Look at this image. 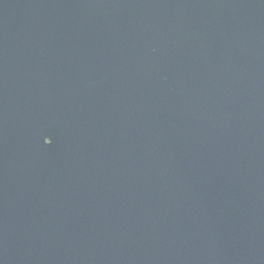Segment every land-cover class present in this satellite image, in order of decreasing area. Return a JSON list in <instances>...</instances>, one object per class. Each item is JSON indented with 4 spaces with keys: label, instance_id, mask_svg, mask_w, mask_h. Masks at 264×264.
<instances>
[{
    "label": "water",
    "instance_id": "95a60500",
    "mask_svg": "<svg viewBox=\"0 0 264 264\" xmlns=\"http://www.w3.org/2000/svg\"><path fill=\"white\" fill-rule=\"evenodd\" d=\"M0 264H264V0H0Z\"/></svg>",
    "mask_w": 264,
    "mask_h": 264
}]
</instances>
